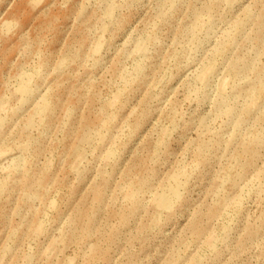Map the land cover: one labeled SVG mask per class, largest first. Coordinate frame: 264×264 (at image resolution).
Returning <instances> with one entry per match:
<instances>
[{"label":"rangeland","instance_id":"374dc122","mask_svg":"<svg viewBox=\"0 0 264 264\" xmlns=\"http://www.w3.org/2000/svg\"><path fill=\"white\" fill-rule=\"evenodd\" d=\"M0 264H264V0H0Z\"/></svg>","mask_w":264,"mask_h":264}]
</instances>
